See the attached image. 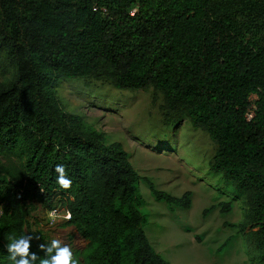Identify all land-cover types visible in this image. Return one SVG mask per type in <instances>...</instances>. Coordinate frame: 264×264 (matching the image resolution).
Returning <instances> with one entry per match:
<instances>
[{
  "label": "trees",
  "instance_id": "16d2710c",
  "mask_svg": "<svg viewBox=\"0 0 264 264\" xmlns=\"http://www.w3.org/2000/svg\"><path fill=\"white\" fill-rule=\"evenodd\" d=\"M1 54L14 75L0 79V154L20 148L25 160L21 177L0 169V264H12L11 237L33 236L21 202L32 195L71 211L87 264H170L144 229L142 179L171 210L191 207V191L158 189L121 142L68 111L56 92L62 78L154 86L167 123L186 118L208 132L218 145L210 170L247 201L243 220L229 225L256 229L264 264V0H0ZM218 206L228 213L232 201ZM40 244L33 236L34 264L45 258Z\"/></svg>",
  "mask_w": 264,
  "mask_h": 264
},
{
  "label": "rangeland",
  "instance_id": "374dc122",
  "mask_svg": "<svg viewBox=\"0 0 264 264\" xmlns=\"http://www.w3.org/2000/svg\"><path fill=\"white\" fill-rule=\"evenodd\" d=\"M13 75L12 64L1 54L0 79L6 81ZM56 92L68 111L82 115L107 141L121 142L139 174L158 189L174 196L191 191V207L171 210L165 201L154 197L146 180L140 182L146 201L143 210L148 215L144 229L170 264H258L256 229L250 225L240 233L229 225L243 220L246 198L225 182L221 173L210 170L217 143L189 119L167 123L161 90L154 86L118 89L95 78H62L56 83ZM24 160L20 148L0 154V169L21 177ZM221 201H232V210L221 212ZM21 202L28 211V231L37 242L47 245L59 239L70 246L79 264H87L88 240L74 225H68L67 220L50 221L49 210L35 195ZM213 205L216 207L205 213ZM59 206L63 213L65 207Z\"/></svg>",
  "mask_w": 264,
  "mask_h": 264
},
{
  "label": "clouds",
  "instance_id": "9594fccd",
  "mask_svg": "<svg viewBox=\"0 0 264 264\" xmlns=\"http://www.w3.org/2000/svg\"><path fill=\"white\" fill-rule=\"evenodd\" d=\"M55 172L58 174L56 177L57 184L63 189L70 188L72 181L67 177L65 167L62 164H57L55 166ZM48 218L53 223L62 220H71L72 213L70 210L58 213L53 209L48 212ZM32 239L33 236L29 235L10 238V242L6 247L12 264H34L37 261V254L30 251ZM38 247L45 253V258L41 259L39 264H79L78 260L74 259L70 246L62 244L59 239H53L50 244H40ZM53 251L55 254H53Z\"/></svg>",
  "mask_w": 264,
  "mask_h": 264
},
{
  "label": "built area",
  "instance_id": "2783aa9c",
  "mask_svg": "<svg viewBox=\"0 0 264 264\" xmlns=\"http://www.w3.org/2000/svg\"><path fill=\"white\" fill-rule=\"evenodd\" d=\"M95 9H97V8H95ZM22 197H23V191H22V190H19V191L17 192V198H18V199H22ZM53 209H55L58 213H61V212H62L61 209H60V206H59V205H58V206H54L53 208H51V209L49 210V212H50L51 210H53ZM65 210H67V209L64 208L63 211H65ZM2 213H3V208L0 206V216L2 215Z\"/></svg>",
  "mask_w": 264,
  "mask_h": 264
}]
</instances>
